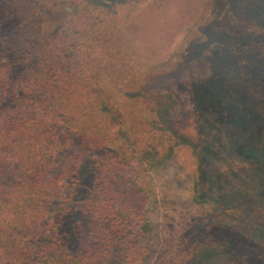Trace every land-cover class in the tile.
I'll list each match as a JSON object with an SVG mask.
<instances>
[{"label": "trees", "instance_id": "obj_1", "mask_svg": "<svg viewBox=\"0 0 264 264\" xmlns=\"http://www.w3.org/2000/svg\"><path fill=\"white\" fill-rule=\"evenodd\" d=\"M232 1L206 0L221 27L215 38L233 34ZM108 4L0 0V29L13 25L0 36V264H151L155 233L147 209L156 173L186 150L182 143L195 148L203 130L226 127L227 114L241 125L235 152L257 160L264 177V143L254 141L261 120L251 111L256 101L248 81L238 82L226 67L234 63L229 45L241 37L218 42L212 77L183 83L197 105L189 138L137 112L166 111L172 102L166 93L133 96L143 75L130 62L133 39L114 31ZM249 10L264 18V0ZM250 48L249 69L257 68L258 78L264 57ZM211 154L201 148L206 162ZM208 171L190 175L197 198L208 188L220 192L227 178L214 172L205 188Z\"/></svg>", "mask_w": 264, "mask_h": 264}, {"label": "rangeland", "instance_id": "obj_2", "mask_svg": "<svg viewBox=\"0 0 264 264\" xmlns=\"http://www.w3.org/2000/svg\"><path fill=\"white\" fill-rule=\"evenodd\" d=\"M254 1L261 0H233V34L226 32L224 37L215 38L221 27L214 22L206 0H108L114 31L132 37L134 55L130 54V62L140 66L143 75L133 96L162 99L161 94L166 93L172 102L166 111L141 106L137 112L192 137L190 113L197 105L183 83L212 77V60L220 51L219 43L241 37L240 44L229 45L234 63L226 67L238 82L248 81L246 91L256 103L254 110L250 104L245 107L261 118L254 141L263 144L264 71L258 72L257 78L253 74L259 70L249 69L254 63L250 61V47L255 46L257 55L264 57L260 28L264 18L261 12L249 10ZM157 3L160 7L155 10L152 7ZM134 24L140 25L137 32L130 29ZM12 28V24L1 28L0 36L8 35ZM224 120H228L226 127L214 125L207 132L203 130L195 148L182 143L179 136L186 150L156 173L155 196L147 209L155 233L151 264H264V177L257 160L242 158L234 150L236 143L243 141L238 129L241 125L236 128L228 114ZM201 148L212 153L210 161L202 158ZM199 168L209 170L210 175L203 179L205 188L210 186L214 172L226 173L227 178L218 186L220 192L208 188L204 196L196 197L192 179L199 178Z\"/></svg>", "mask_w": 264, "mask_h": 264}]
</instances>
